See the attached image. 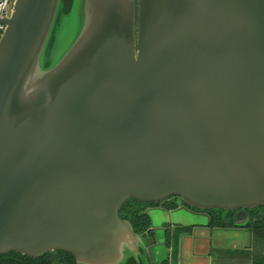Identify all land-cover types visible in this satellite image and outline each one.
<instances>
[{"label":"water","instance_id":"1","mask_svg":"<svg viewBox=\"0 0 264 264\" xmlns=\"http://www.w3.org/2000/svg\"><path fill=\"white\" fill-rule=\"evenodd\" d=\"M75 4L58 56L64 0L0 18V255L127 264L155 248L130 200L264 207V0Z\"/></svg>","mask_w":264,"mask_h":264},{"label":"crops","instance_id":"2","mask_svg":"<svg viewBox=\"0 0 264 264\" xmlns=\"http://www.w3.org/2000/svg\"><path fill=\"white\" fill-rule=\"evenodd\" d=\"M148 215L159 241L153 250L157 264H264V233L250 226L251 217L235 221L233 215V226L216 227L210 217L190 214L182 206L152 208ZM141 259L150 263L147 254Z\"/></svg>","mask_w":264,"mask_h":264},{"label":"trees","instance_id":"3","mask_svg":"<svg viewBox=\"0 0 264 264\" xmlns=\"http://www.w3.org/2000/svg\"><path fill=\"white\" fill-rule=\"evenodd\" d=\"M65 13H69L73 6V0H64ZM159 206V204H145L136 200H130L121 210V216L129 220L135 227L138 234L145 233L152 227V222L148 214L145 213L147 207ZM164 207L167 210H173L176 206L172 203H166ZM210 215L211 225L216 227L233 226V213H225L222 211H207ZM251 227L260 234L264 233V207L258 208L250 212ZM259 234V233H256ZM140 260L131 258L127 264H140ZM0 264H77L73 255L56 251L47 253L40 258L27 257L18 253H9L0 255Z\"/></svg>","mask_w":264,"mask_h":264},{"label":"rangeland","instance_id":"4","mask_svg":"<svg viewBox=\"0 0 264 264\" xmlns=\"http://www.w3.org/2000/svg\"><path fill=\"white\" fill-rule=\"evenodd\" d=\"M76 4H77V0H76ZM64 8H65V4H64ZM75 9H76V6H74V0H73L72 9L70 10L69 13H65V10L63 9V15L61 14L59 18V21L57 23V27L55 29L52 42H51V45L48 51L49 53H52V56H58L64 50V46L68 39L67 37L68 35H70L71 29L73 28L74 23H75V17H76ZM172 205L176 206L175 209H177L178 207L181 206V202L179 200L178 201L176 200L175 202L172 203ZM183 215L187 219L193 220V218L191 219V215H188L185 213H183Z\"/></svg>","mask_w":264,"mask_h":264},{"label":"flooded vegetation","instance_id":"5","mask_svg":"<svg viewBox=\"0 0 264 264\" xmlns=\"http://www.w3.org/2000/svg\"><path fill=\"white\" fill-rule=\"evenodd\" d=\"M178 201V199H171V200H168V201H166V202H163V203H159V206H151V207H147V209L145 210V213L146 214H148V210H150V209H152V208H163V209H166L165 207H164V205L166 204V203H173V202H175V201ZM179 208V207H178ZM177 208V209H178ZM173 210H176V209H173ZM171 211V210H170ZM208 214V213H207ZM209 215V214H208ZM210 216V215H209ZM152 228V227H151ZM149 229L148 231H146L145 233H142L141 235H143L144 236V238L147 240V242H148V246L150 247V246H156L157 245V241H158V239H157V236H156V232L154 231V230H152V229ZM148 259L150 260V263L149 264H157L155 261H154V259H151L150 258V256L148 255ZM140 261V264H144V262L142 261V259L140 258L139 259ZM162 264H165V262L164 263H162Z\"/></svg>","mask_w":264,"mask_h":264},{"label":"built area","instance_id":"6","mask_svg":"<svg viewBox=\"0 0 264 264\" xmlns=\"http://www.w3.org/2000/svg\"><path fill=\"white\" fill-rule=\"evenodd\" d=\"M16 0H2L0 1V18H9L13 13V7ZM6 31V26L0 24V42Z\"/></svg>","mask_w":264,"mask_h":264}]
</instances>
